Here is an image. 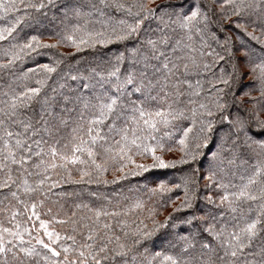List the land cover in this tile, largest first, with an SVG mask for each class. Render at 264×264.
<instances>
[{
  "label": "snow or ice",
  "instance_id": "snow-or-ice-1",
  "mask_svg": "<svg viewBox=\"0 0 264 264\" xmlns=\"http://www.w3.org/2000/svg\"><path fill=\"white\" fill-rule=\"evenodd\" d=\"M0 197V264H264V0H0Z\"/></svg>",
  "mask_w": 264,
  "mask_h": 264
},
{
  "label": "trees",
  "instance_id": "trees-1",
  "mask_svg": "<svg viewBox=\"0 0 264 264\" xmlns=\"http://www.w3.org/2000/svg\"><path fill=\"white\" fill-rule=\"evenodd\" d=\"M51 15H52V13L50 12L49 16H51ZM116 18L119 19L120 16L117 15ZM54 24L57 28L60 27L58 22L54 21ZM145 27H147V25H145ZM249 30H251V29H249ZM43 39L45 41H48V36L45 35L43 37ZM116 47L117 46H115V45H110L106 49H100L99 47L95 50L88 49V50H86L84 57L86 60H89V61H91V60L99 61L101 59L109 58L110 54L116 49ZM41 51H46V50H41ZM59 51L71 52L72 49L71 48H61V49H59ZM78 59H79V57H78ZM45 62H48V58L46 55L45 56H38V57H35L34 61L33 60H26L23 64L19 65L17 68V71L18 72L21 70L27 71L28 68L34 67L36 63H45ZM72 63L74 64L75 61H73ZM195 79H196V77L193 76L192 77L193 82H195ZM204 86L207 87V84L205 83ZM178 156H179L178 152L166 154V158H168V159L178 158ZM204 166L205 167L207 166V158H205ZM176 175H179V173H176ZM106 178L109 180H111L113 178L111 171H109V173L106 175ZM201 184H203V181H201ZM80 187L81 186H75V185L71 186V187L66 186L68 191H71L73 189L79 191ZM128 187H129V185L126 184L125 182H121L118 185H112V184L95 185V184H92V185H84L83 186V188H85L87 190L96 191V192L101 194V198L99 200L95 201L97 204L104 202L103 198L105 196L112 199L113 203H115L117 200L120 199V195H119L120 193H123L124 195L128 194ZM175 195H182V193L174 194L173 199H175ZM2 199L3 198L0 197V200H2ZM57 199H58V203L54 204L52 201H55ZM83 199L85 200V202H88L90 199H94V198L88 197L87 192H84L83 193ZM73 202H74V198H70V197H62V198L52 197L45 204V208L41 209V211H44L47 207H52L53 211L55 212L60 207V205H63L65 209H69L73 205ZM176 203H179V201H176ZM5 204H7V201H4L3 204H0V208H3ZM148 204H149V206H153L151 201H148ZM157 211H158V215L156 218L160 221H163L164 216L168 215V213L172 211V207H171V205H169V206L161 209L157 206ZM144 215H146V212L144 213ZM18 219L22 220L23 218L21 217ZM130 219H136V217L132 216V217H130ZM0 222H3L5 226H11V224L6 219V215L3 212H0ZM148 223H149V227H151L150 221H148ZM56 228H57V230L63 231V228L60 225H56ZM161 231H163V230H161Z\"/></svg>",
  "mask_w": 264,
  "mask_h": 264
}]
</instances>
